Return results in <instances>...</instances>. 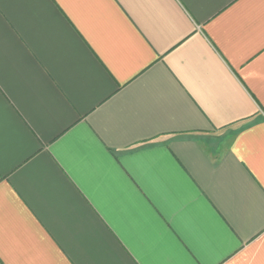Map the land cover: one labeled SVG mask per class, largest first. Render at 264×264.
I'll return each instance as SVG.
<instances>
[{"label":"crops","instance_id":"0c3cea01","mask_svg":"<svg viewBox=\"0 0 264 264\" xmlns=\"http://www.w3.org/2000/svg\"><path fill=\"white\" fill-rule=\"evenodd\" d=\"M0 264H264V0H0Z\"/></svg>","mask_w":264,"mask_h":264}]
</instances>
